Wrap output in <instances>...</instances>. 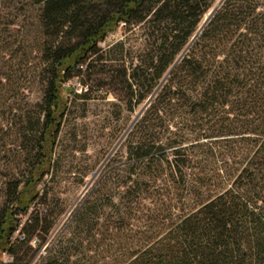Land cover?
<instances>
[{
	"label": "trees",
	"instance_id": "trees-1",
	"mask_svg": "<svg viewBox=\"0 0 264 264\" xmlns=\"http://www.w3.org/2000/svg\"><path fill=\"white\" fill-rule=\"evenodd\" d=\"M218 1H36L45 89L34 155L0 206V264H264V0L223 2L60 228L40 187L62 86L116 60L142 107ZM121 24L140 47L102 50Z\"/></svg>",
	"mask_w": 264,
	"mask_h": 264
},
{
	"label": "rangeland",
	"instance_id": "rangeland-1",
	"mask_svg": "<svg viewBox=\"0 0 264 264\" xmlns=\"http://www.w3.org/2000/svg\"><path fill=\"white\" fill-rule=\"evenodd\" d=\"M36 1L0 0V206L8 186L23 178L39 131L37 113L45 82L37 69L47 37L40 27L41 4ZM122 39L127 40L126 51L140 47L136 34L123 24L99 47L107 50ZM114 50L111 58L119 57ZM113 62L116 60L95 62L88 70L85 65L80 75L62 86L61 95L68 100L69 109L57 138L53 169L40 185L64 211L58 228L91 188L93 184L84 192L92 174L141 109L135 105L127 78L111 66ZM34 209L35 205L30 211ZM20 235L17 231L16 237ZM3 258L7 261L11 256L5 253Z\"/></svg>",
	"mask_w": 264,
	"mask_h": 264
},
{
	"label": "water",
	"instance_id": "water-1",
	"mask_svg": "<svg viewBox=\"0 0 264 264\" xmlns=\"http://www.w3.org/2000/svg\"><path fill=\"white\" fill-rule=\"evenodd\" d=\"M225 0H219L217 2V4L208 12V14L206 15L202 25L200 26L198 32L196 33V35L193 37L190 45L187 47V49L182 53V55L177 59V61L174 63V65L170 68V70L167 72V74L164 76V78L162 79L161 83L159 84V86L154 90V92L151 94V96L148 98V100L146 101V103L141 107V109L139 110V112L137 113L136 117L134 118V120L131 122V124L128 126V128L126 129L125 133L121 136V138L118 140V142L116 143V145L113 147L112 151L109 153V155L107 156V158L105 159V161L101 164V166L92 174V177L90 179V181L87 183L85 190H88V188L93 184V182L98 178V176L100 175L101 171L103 170V168L105 167V165L107 164V162L110 160V158L113 156V154L117 151V149L120 147V145L124 142V140L126 139V137L128 136V134L130 133V131L133 129L134 125L137 123V121L142 117V115L144 114L145 110L148 108V106L151 104L152 100L154 99V97L157 95L158 91L160 90L161 86L163 85V83L167 80V78L169 77L171 71L174 69V67L176 66V64L181 60V58L185 55V53L189 50L190 46L194 43V41L197 39V37L201 34V32L203 31L204 27L208 24V22L211 20V18L214 16V14L216 13V11L220 8V6L223 4Z\"/></svg>",
	"mask_w": 264,
	"mask_h": 264
}]
</instances>
